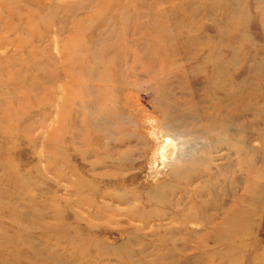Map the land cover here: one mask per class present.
Returning a JSON list of instances; mask_svg holds the SVG:
<instances>
[{"label": "rangeland", "instance_id": "obj_1", "mask_svg": "<svg viewBox=\"0 0 264 264\" xmlns=\"http://www.w3.org/2000/svg\"><path fill=\"white\" fill-rule=\"evenodd\" d=\"M0 264H264V0H0Z\"/></svg>", "mask_w": 264, "mask_h": 264}, {"label": "bare ground", "instance_id": "obj_2", "mask_svg": "<svg viewBox=\"0 0 264 264\" xmlns=\"http://www.w3.org/2000/svg\"><path fill=\"white\" fill-rule=\"evenodd\" d=\"M163 63H164V62H163ZM4 141H5V140H4ZM6 141H7V140H6ZM241 154H242V153H241ZM241 154H240V155H241ZM4 162H5V160H4ZM5 163H6V162H5ZM242 166H244V165H242ZM93 193H94V192H93ZM8 194H10V193H8ZM8 194H7V195H8ZM10 197H11V196H10ZM11 199H12V197H11ZM11 199H10V200H11ZM23 201H24V200H23ZM25 201H26V200H25ZM25 201H24V202H25ZM28 203H29V201H28ZM21 204H23V202H21ZM19 205H20V204H19ZM30 205H31V204H30ZM14 209H15V208H14ZM51 209H52V208H51ZM2 210H3V209H2ZM12 211H13V210H12ZM14 211H15V210H14ZM14 211H13V212H14ZM10 213H11V212H10ZM10 213H9V214H10ZM56 213H57V212H56ZM56 215H57V214H56ZM57 218H58V217H57ZM225 220H226V219H225ZM11 221H12V220H11ZM11 221H10V222H11ZM223 221H224V220H223ZM12 223H13V222H12ZM227 226H228V224H227ZM230 226H231V225H230ZM13 227H14V226H13ZM229 228H230V227H229ZM231 228H232V227H231ZM228 230H229V229H228ZM15 231H17V230H15ZM230 231H231V229H230Z\"/></svg>", "mask_w": 264, "mask_h": 264}]
</instances>
